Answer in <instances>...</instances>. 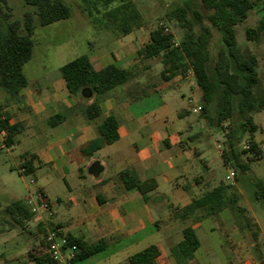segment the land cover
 <instances>
[{"label":"crops","instance_id":"1","mask_svg":"<svg viewBox=\"0 0 264 264\" xmlns=\"http://www.w3.org/2000/svg\"><path fill=\"white\" fill-rule=\"evenodd\" d=\"M100 32L104 42L89 45L84 53L94 70L110 66L136 68L135 76L128 83L99 98L100 119L88 120L82 112V107L91 105L96 96L91 100L73 97L61 74L64 65L83 55L51 66L46 62L48 55L41 52L36 35L38 52L34 49L23 70L27 86L20 91V100L10 103L4 110L11 118L10 124H20L23 130L13 147H0V154L6 152L9 158L19 161L20 168H23L25 156H34L33 175L29 176L34 180L30 183L35 190L29 191L26 198L40 192L53 205L51 219L45 215L35 216L33 220L42 223L47 232L58 227L66 236L72 235L88 244L106 240L108 247L103 251L106 252L115 251L116 246L125 243L131 244V238L152 231L154 227L165 240L182 234L187 227H192L198 236L203 221L212 219L215 222L209 231H216L215 225L222 230L220 247L224 261L198 263L193 259L190 264H264L239 255L246 253L240 237L227 242V229L224 228L232 221L230 211L224 210L213 217L201 215L203 211L186 220L180 217V209L224 184L232 173V169L224 165L222 152L213 139L216 136L209 131L207 120L199 116L200 119L186 121L190 115H199L192 110L201 106L202 93L195 80L186 73L168 82L151 83L150 73L156 70L161 78L164 66L159 58L139 57L138 52L150 38V34L147 37L143 32L142 25L127 35L105 29ZM6 97V92L0 88V105L5 104ZM109 116H115L119 122V140L85 156L82 148L100 137L99 126ZM174 117L179 120L176 128L171 127ZM252 119L256 127L253 140L261 147L264 145V107L254 113ZM95 162L103 167L98 177L89 173ZM222 168L227 173L220 181ZM123 171L140 181L156 182L157 188L148 193V202L138 190L125 189L120 176ZM75 173L84 179L79 184L78 194L64 200L60 197L51 200L46 188L62 180L72 192L67 178ZM259 179L264 180V177ZM13 236V233H6L1 237L7 239L8 244L0 245V264H34L27 251H19L18 240H12ZM11 241H16V245ZM179 243L173 242L170 251ZM158 248L160 257L155 264H177L171 254H163ZM129 257L126 264H129Z\"/></svg>","mask_w":264,"mask_h":264},{"label":"trees","instance_id":"2","mask_svg":"<svg viewBox=\"0 0 264 264\" xmlns=\"http://www.w3.org/2000/svg\"><path fill=\"white\" fill-rule=\"evenodd\" d=\"M27 11L21 20L13 19V14H6L0 3V88L7 94L5 104L0 105V133L6 132L4 141L6 147L11 148L16 143V137L23 130L20 124L11 125L10 116L4 111L6 106L20 100V91L27 86L23 74L24 67L31 60L35 49L36 30L50 24L68 20L72 17V8L64 0H20ZM84 14L90 17L102 16L106 21L101 29L119 32L127 35L134 28L141 27L139 12L131 0H81ZM210 13L188 12L178 8L168 14V18L176 19L185 29L184 37L178 44H174V36L167 32L164 26H158L150 33L148 43L138 52L141 59L160 58L164 66L161 72L163 82H168L176 75H185L192 68L196 84L201 90L202 116L211 127L221 129L223 124L229 122L230 130L225 133L222 158L224 165L234 171L236 180L241 183L247 180L252 171V165L261 161L250 158L246 150H239V144L247 133L250 134L251 151L261 155L260 147L254 142L253 135L256 127L252 115L264 107V98L257 100L254 89L260 84L258 73V58L254 55H243L238 49L235 27L243 23L250 11L258 3L255 0H200ZM86 7H85V6ZM100 21V18H99ZM210 23V26L205 24ZM100 23V22H99ZM221 35L222 47L217 54L214 70L209 71L212 60L211 44L213 30ZM264 33V19L256 29L247 30V38L256 40L259 34ZM136 68L120 69L114 66L96 71L90 64L86 55H83L61 68V74L66 82L70 95L82 98L81 92L85 88L92 90L96 99L89 106L82 107V112L88 120L102 117L99 98L106 92L128 83L135 76ZM85 100V99H84ZM218 103V107L215 105ZM235 111L246 116L245 122L235 121ZM250 126V129L248 127ZM119 122L115 116L102 120L99 126L100 137L81 152L91 156L96 151L111 145L119 140ZM214 129V128H213ZM22 164L26 169L25 175H33L34 156H25ZM125 189H136L148 202V193L157 188L154 180L140 181L128 171L120 174ZM249 177V176H248ZM251 187L253 200L264 208V180L253 178L247 180ZM232 187L220 184L207 191L202 197L195 199L191 204L179 210L183 220L203 211L205 217L218 216L222 211L228 210L236 215L238 212L245 221V209L239 206V195L232 191ZM6 213L20 227H24L34 219V214L22 201H14L7 208ZM249 223V222H248ZM46 232V231H45ZM183 240L172 247L170 254L177 264H190L195 253L200 249L201 242L192 227L182 232ZM66 248L75 247L74 256L70 264L82 262L108 247L106 240L88 244L83 239L67 235ZM45 250H39L29 258L34 264H58L48 253L47 240ZM160 257V250L152 245L129 257V264H155Z\"/></svg>","mask_w":264,"mask_h":264},{"label":"rangeland","instance_id":"3","mask_svg":"<svg viewBox=\"0 0 264 264\" xmlns=\"http://www.w3.org/2000/svg\"><path fill=\"white\" fill-rule=\"evenodd\" d=\"M67 5L72 8V17L68 20L56 22L45 27H40L36 30L37 41L41 43V52L48 55V62L51 66L59 63V61H68L75 59L77 56L84 55L89 45H100L104 42L101 38V26H105L106 21L102 16L90 17L84 14L82 9L83 2L81 0H64ZM135 5V9L140 14L143 32L148 35L158 26H164L168 32L173 34L174 40L180 43L184 37L185 29L178 23L176 19H169L168 14L173 13L176 9L182 8L188 12H201L207 15L210 12L205 9L200 0H131ZM258 6L249 12L248 18L241 24L235 27L238 49L243 55H254L259 60L258 73L261 83L255 87L254 94L258 101L264 98V33L259 34L256 40L247 38L248 29H256L260 22L264 19V0H255ZM0 3L6 14H13V19L21 20L27 8L20 0H0ZM85 6V5H84ZM86 7V6H85ZM100 18V21H99ZM100 22V23H99ZM205 24L210 26L208 21ZM214 36L211 44L212 60L209 63L210 73L214 70L217 54L222 47L221 35L212 29ZM106 32V31H105ZM119 33V29H117ZM38 52V47L35 48ZM160 59V58H159ZM151 83H163L161 78L157 76L156 70L150 73ZM196 82V81H195ZM218 107V103L215 108ZM204 118L202 113L199 115H190L186 121H193L196 118ZM246 116L235 111V121L245 122ZM205 119V118H204ZM179 120L174 117L172 119V128H176ZM209 131L214 137V142L218 145L220 152H223V144L225 142V133L229 132L230 124L226 122L221 129L211 127L207 121ZM214 128V129H213ZM250 129V126L248 127ZM198 131V130H197ZM1 139V138H0ZM250 142V134L247 133L243 141L239 144V150H243L245 144ZM263 158L259 162L252 165V171L247 175V180L253 178L264 177V145H261ZM19 161L12 160L7 153L0 154V245L6 246L7 239L2 240L1 237L6 233H13L12 240L17 239L19 243V251L33 254L39 250H45V240L47 231L42 223L35 220L28 222L24 227H20L6 213V208L14 202V200L26 199L29 191L35 190L30 181L32 177L25 176L21 173ZM232 172H234L232 170ZM226 171L220 170L219 180L222 181L226 176ZM249 176V177H248ZM246 179L238 183L236 176L231 180L223 182L225 185L231 186L232 191L239 195V206L244 208L246 217L249 218V223L236 212V215L231 213L230 222L226 223L227 242L236 240L240 237V243L246 247V253L239 255L247 258L254 263L264 262V208L253 200L251 187ZM68 185L72 192H69L67 182L58 181L51 188H46L48 196L51 200L60 197L64 200L68 196L77 195L81 189L80 183L84 181L79 173L72 174L67 178ZM24 200L22 202H24ZM204 213H201L203 215ZM212 219L203 221V227L198 231V237L201 241V248L195 253L194 262L207 263L211 260L224 261L221 251V235L222 230L217 227L216 231L210 232L209 227L212 226ZM214 225V224H213ZM183 239L182 234L165 240L164 236L157 232L154 227L152 231H147L144 234L133 237L130 240L132 243H125L121 246H116L114 250H107L99 254L97 258L77 262L75 264H126L129 256H132L151 245L160 247L161 252L170 255V248L173 242L178 243ZM224 239V240H225ZM12 242V241H11ZM16 245V241L12 242ZM70 254V251H68ZM66 253V254H68ZM65 254V256H66ZM26 258V256H25ZM67 259V258H66ZM67 261H69L67 259Z\"/></svg>","mask_w":264,"mask_h":264},{"label":"built area","instance_id":"4","mask_svg":"<svg viewBox=\"0 0 264 264\" xmlns=\"http://www.w3.org/2000/svg\"><path fill=\"white\" fill-rule=\"evenodd\" d=\"M168 32V30H167ZM174 44L178 45L174 40ZM187 76L191 77L195 80L194 73L192 68H189L187 70ZM191 103V100H190ZM202 111L201 106H196L192 112L195 114H200ZM0 147H6L4 141L6 139V132L2 131L0 133ZM261 149V148H260ZM248 151L250 158L259 159L261 156H263V152L261 150V155L258 152L251 151V144L248 142L245 144L244 149ZM26 169L22 168L21 173L25 174ZM234 172L230 173V175L227 177V180H231L234 177ZM31 183L34 182V180L30 181ZM25 206L34 214V216L37 217H43L46 215L48 219H51L54 215L53 208L51 202L46 199L40 192H38L35 197H28L24 200ZM47 240V247H48V253L51 257V259L58 264H64L67 262L65 258V252L70 251V255L68 256V259L70 260L74 256L75 247L72 248H66L68 241L67 236L62 232V230L58 227H53L52 229L48 230L46 235Z\"/></svg>","mask_w":264,"mask_h":264},{"label":"water","instance_id":"5","mask_svg":"<svg viewBox=\"0 0 264 264\" xmlns=\"http://www.w3.org/2000/svg\"><path fill=\"white\" fill-rule=\"evenodd\" d=\"M81 96L85 100H91L94 94L91 89L85 88L82 90ZM102 172H103V167L100 165L99 162L93 163L89 169V173L94 177H98Z\"/></svg>","mask_w":264,"mask_h":264}]
</instances>
